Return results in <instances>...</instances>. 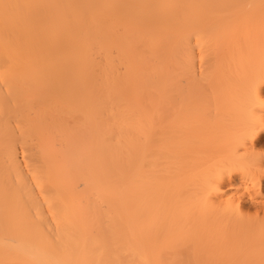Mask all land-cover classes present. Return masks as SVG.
<instances>
[{"label":"bare ground","instance_id":"obj_1","mask_svg":"<svg viewBox=\"0 0 264 264\" xmlns=\"http://www.w3.org/2000/svg\"><path fill=\"white\" fill-rule=\"evenodd\" d=\"M222 1L0 0V264H264V74L238 174L209 151Z\"/></svg>","mask_w":264,"mask_h":264},{"label":"rangeland","instance_id":"obj_2","mask_svg":"<svg viewBox=\"0 0 264 264\" xmlns=\"http://www.w3.org/2000/svg\"><path fill=\"white\" fill-rule=\"evenodd\" d=\"M222 6L227 11L228 17L225 21L226 39L223 56L226 58V62H229V65H231L225 66V70L223 69L220 72L221 74L219 73L221 75L222 82L217 85L219 86L218 91L213 90L216 92V98L212 99V104L209 105V110L211 111V113L208 115V119L213 123V126L216 125L217 131V134H214L215 137L213 136V138L210 139L209 151L212 152V154H214L213 152L216 153V161H221L223 153L226 151V149H228L227 147H229L228 142L230 135L238 133L239 130L243 128L244 124H247L248 119H250V114L245 113L249 111H245V109L247 110V108L245 105L243 107L241 102L243 99L246 102V97L250 93H248L246 96L244 94L247 93L251 86H255L252 85V79L257 78L258 76H263L264 74V69L257 68V66L253 64V62L252 65H250L251 63L247 62L250 60H257L260 58L262 59L264 58V54L256 49V47L258 46L254 43V41H246L242 37V35L245 34L247 30L251 31L252 29L258 28L259 26H263L264 0H223ZM231 34L233 35L232 37L230 36ZM229 44L231 45L230 47ZM253 65L255 66V68ZM254 81H256V79ZM210 86L212 85L210 84ZM213 91L210 95H213ZM218 94L221 96H218ZM222 94L225 98H223ZM243 95L245 96V98L243 97ZM218 97H221L223 99H220L221 101L219 102ZM217 137L218 139H216V141L215 138ZM255 152L260 160V163H264V146L257 147ZM227 155H224V157ZM224 159L226 160V157ZM228 160L229 159L227 157L226 161ZM218 162L214 163L215 165L211 163V165L217 166H212V168L219 169L218 166L222 165L223 170L221 169V167L220 169L223 172L231 173L232 175L238 174L237 163L232 162V164L229 163L230 165L224 166L223 164H226L227 162H223V164ZM234 178L230 182L225 181L220 183L222 185L221 189L216 192L215 195H212V200L217 204H215V207H218L217 209H221V212L231 211L229 204H227L228 200L232 198L234 201L238 197L237 188H239L240 186L237 187V185L240 183H238L239 181H237L236 178L234 180ZM220 215L222 214H219V216ZM230 216H235V214L231 213ZM227 257L236 258L237 256L228 255Z\"/></svg>","mask_w":264,"mask_h":264}]
</instances>
